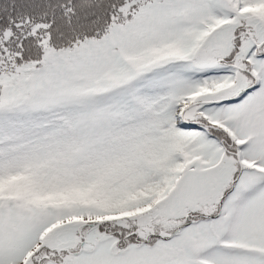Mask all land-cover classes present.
<instances>
[{
	"label": "snow or ice",
	"instance_id": "snow-or-ice-1",
	"mask_svg": "<svg viewBox=\"0 0 264 264\" xmlns=\"http://www.w3.org/2000/svg\"><path fill=\"white\" fill-rule=\"evenodd\" d=\"M0 264H264V0H0Z\"/></svg>",
	"mask_w": 264,
	"mask_h": 264
}]
</instances>
